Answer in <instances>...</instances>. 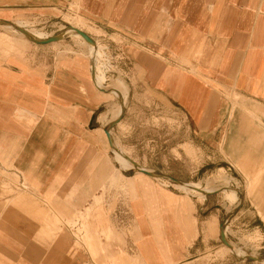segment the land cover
Masks as SVG:
<instances>
[{"label":"crops","instance_id":"0c3cea01","mask_svg":"<svg viewBox=\"0 0 264 264\" xmlns=\"http://www.w3.org/2000/svg\"><path fill=\"white\" fill-rule=\"evenodd\" d=\"M73 3L127 61L128 80H115L126 98L95 82L91 57L4 35L32 36ZM235 102L264 107V0H0V264H223L233 252L220 256L222 189L190 197L174 186L194 177L175 166L189 167L192 134L204 149L224 146L229 123L246 115ZM154 118L171 133L164 158L144 151L159 134L147 126ZM112 144L135 166L124 168ZM237 164L251 191L264 156L247 151ZM86 209L83 237L64 222Z\"/></svg>","mask_w":264,"mask_h":264},{"label":"rangeland","instance_id":"374dc122","mask_svg":"<svg viewBox=\"0 0 264 264\" xmlns=\"http://www.w3.org/2000/svg\"><path fill=\"white\" fill-rule=\"evenodd\" d=\"M78 8L75 3L70 4L63 10L62 17L49 23L48 26L42 25V29L39 31L33 30L30 32L33 37L43 38L46 36H58L61 34L60 39H56L54 43V49L59 55L80 54L78 57H91L93 60L95 70V82L100 85H104V90L110 89L114 84L120 96L123 98L127 97L128 88L121 81H115L118 77L124 81L128 80L125 78L124 70H127L128 63L124 62L125 58L120 51L112 46L104 39L103 35H100V30H96L92 24L86 20L79 18ZM76 27L86 33L94 42L98 45L92 46L86 43L82 37L73 31V27ZM4 35L8 38L9 42L16 44L13 38H22L15 27H8ZM31 35V34H30ZM30 39V38H29ZM59 40V41H58ZM4 41V40H3ZM6 53V52H5ZM127 83V82H125ZM150 96V95H149ZM230 97V95H229ZM235 98V96H233ZM150 103V102H148ZM233 103V102H232ZM236 104V102H235ZM243 104V103H242ZM238 105V104H236ZM246 104L238 105L240 110L243 109V113L246 115L238 118H233L232 123H229L228 130L232 129L231 132L226 133V141L223 147L218 149H204L200 146L199 140L194 138L192 134V142L190 145H184V151L190 160L188 168L179 166L176 163L175 169L179 174L187 176L189 173L192 174L194 179L188 181L189 185H178L174 186L181 192L189 194L191 197L194 195L198 200V196H203L200 190L212 191L217 188V193L220 194L221 204L224 206L223 221L221 230L224 232V245L223 251L220 256H224L230 251L233 253L224 257L223 264H264V221L258 214V209L264 210V170L258 180L252 183L253 189L249 191L247 184L252 178L251 174L246 175V172L242 170L237 164L238 159L245 152H250L251 158L255 160L261 159L264 156V107L256 104L253 110L250 109L248 112L245 107ZM152 111H160L161 107H157V104L150 105ZM250 108V107H249ZM116 114L120 111V105L115 107ZM171 124V120H168ZM162 122V121H161ZM155 124V125H153ZM160 119H153L149 121L147 126L156 127L159 134L151 130L150 136L155 138L154 140L144 141V151H152L154 156L158 158H164L166 150L161 148L160 143L164 139L171 135L165 131V129H158L157 125H160ZM231 124V125H230ZM257 136L260 141L255 145L249 142L250 136ZM144 136H148L144 134ZM152 138V139H153ZM178 140V137L174 139ZM166 143L163 142V145ZM119 150V149H118ZM125 150V149H124ZM126 153L129 155L131 150L126 149ZM114 157L124 168L132 167L128 164L125 158L117 151L114 150ZM176 156H180L176 149L173 150ZM122 154H124L121 151ZM208 162L202 172H198V168L201 164ZM183 171L185 173H183ZM196 173V174H195ZM192 181H197L194 183ZM161 183L167 184V181L160 179ZM200 182V183H199ZM17 185V181L15 183ZM175 184V183H174ZM207 184L205 187L200 186ZM236 191V194L233 190ZM224 192V196L223 193ZM11 192V191H10ZM234 201V202H233ZM234 205L238 208V212L233 214V225H230V206ZM73 218L66 220V225H70L73 231L78 236H88V211L84 213L76 210L72 216ZM77 222V223H76ZM80 224L78 225V223ZM108 230V229H107ZM107 236H111L112 233L106 232ZM227 233V235H226ZM102 236L108 238L105 234ZM232 243V244H231ZM227 245H233V250L227 249ZM211 255L206 256V261L209 262ZM111 263V262H110ZM210 264V263H207ZM214 264V263H212Z\"/></svg>","mask_w":264,"mask_h":264},{"label":"bare ground","instance_id":"6f19581e","mask_svg":"<svg viewBox=\"0 0 264 264\" xmlns=\"http://www.w3.org/2000/svg\"><path fill=\"white\" fill-rule=\"evenodd\" d=\"M73 27V26H72ZM73 31L76 33V34H78V35H80L81 37H82V39L86 42V43H88V44H90V45H92V46H96V44H95V42L92 40V39H90V37H87V35H86V33L85 34H80V29H78V28H76V27H73ZM22 34V33H21ZM60 37H61V34H59L58 35V38L60 39ZM59 41V40H58ZM54 42H56V41H54ZM112 147L114 148V150L115 151H117V152H119L124 158H125V160L127 161V163L128 164H130V165H132V166H135L134 165V163H133V161L129 158V157H126V156H124L116 147H114V145L112 144ZM227 247L229 248V249H231V250H233V246L232 245H227Z\"/></svg>","mask_w":264,"mask_h":264},{"label":"water","instance_id":"95a60500","mask_svg":"<svg viewBox=\"0 0 264 264\" xmlns=\"http://www.w3.org/2000/svg\"><path fill=\"white\" fill-rule=\"evenodd\" d=\"M21 31L24 33V34H26L27 36H29L32 40H34L35 42H49V41H54V40H56V39H58V36H50V37H48V38H46V39H42V40H40V39H36V38H34V37H32L26 30H24V29H21ZM80 34H85L83 31H80ZM87 35V34H86ZM87 37H89L88 35H87ZM91 39V38H90ZM107 134H108V132H106ZM224 235V232L222 231V236ZM223 240H224V236H223ZM224 242H225V240H224ZM226 243V242H225ZM227 244V243H226Z\"/></svg>","mask_w":264,"mask_h":264}]
</instances>
